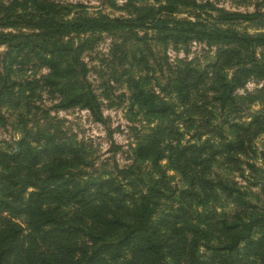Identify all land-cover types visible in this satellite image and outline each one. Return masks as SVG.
<instances>
[{
    "label": "trees",
    "instance_id": "obj_1",
    "mask_svg": "<svg viewBox=\"0 0 264 264\" xmlns=\"http://www.w3.org/2000/svg\"><path fill=\"white\" fill-rule=\"evenodd\" d=\"M153 1L152 13L107 18L82 16L53 0H0V126L3 108L24 92L14 75L30 67L45 70L39 80L52 107L77 106L104 122L81 60L88 32L128 29L140 40L145 35L133 30L152 28L156 41L215 49L209 65L176 67V109L162 105L160 127L143 148L146 176L115 163L113 176L78 175L76 150L49 138L0 148V264H264V209L210 171L217 163L227 173L239 169L243 132L262 128L257 117L244 125L228 115L236 88L251 78L264 84V0H254L250 12L207 2L203 11H186L193 20L176 17L177 0ZM188 127L195 142L175 144L164 134ZM211 132L216 143L199 141Z\"/></svg>",
    "mask_w": 264,
    "mask_h": 264
},
{
    "label": "rangeland",
    "instance_id": "obj_2",
    "mask_svg": "<svg viewBox=\"0 0 264 264\" xmlns=\"http://www.w3.org/2000/svg\"><path fill=\"white\" fill-rule=\"evenodd\" d=\"M53 2L65 4L82 16L107 18H129L146 8L152 13L158 5L153 0ZM207 2L228 10L250 12L254 0H177L176 3H181V12L176 17L191 16L193 20L192 12L187 14L186 11L189 12L193 6H200L203 11ZM131 31L86 33L89 44L82 52L81 60L87 69L85 78L99 102L103 123L94 122L85 109L77 106L64 109L52 107L55 100L39 80L45 70L30 67V70L14 75L24 92L16 104L3 108L6 122L0 126V148L12 149L20 138L31 146H39L49 138L52 143L62 142L76 150L82 164L78 163L74 173L79 170L85 176H113L115 163L117 168L132 164L142 176H146L149 162L143 158V148L160 127L158 116H161L162 105H174L176 109V67L188 64L200 69L209 65L214 61L215 49L203 42L190 41L181 46L169 40L156 41L151 39L156 31L152 28H135L133 31L139 36L145 35V38L135 40ZM1 50H4L2 46ZM233 96L234 104L228 119L245 125L257 117L258 126L262 124V128L254 129L255 132H243L248 138L236 157L239 169L227 173L222 169L223 163H217L211 166L210 171L213 175L226 177L231 184L249 193L251 202L264 209V84L260 80L248 79L233 91ZM215 123V119H210L208 124ZM255 126L253 124L250 129ZM179 130L182 131L180 135L174 136V132L164 134L170 139L176 138L175 144L196 141L193 137L195 132H191L189 127ZM225 131L223 137L230 140L232 133L228 129ZM205 138L213 143L218 140L212 132L200 136L199 141ZM164 163L160 161L161 166ZM246 164H254L256 170L250 171ZM166 175L172 176L171 183L178 181L174 171L167 170Z\"/></svg>",
    "mask_w": 264,
    "mask_h": 264
}]
</instances>
